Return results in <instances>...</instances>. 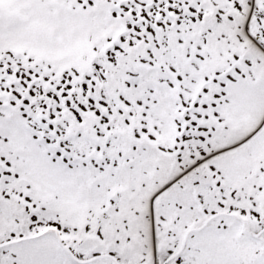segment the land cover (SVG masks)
Here are the masks:
<instances>
[{
	"label": "snow or ice",
	"instance_id": "6c2138e0",
	"mask_svg": "<svg viewBox=\"0 0 264 264\" xmlns=\"http://www.w3.org/2000/svg\"><path fill=\"white\" fill-rule=\"evenodd\" d=\"M0 264H264V0H0Z\"/></svg>",
	"mask_w": 264,
	"mask_h": 264
}]
</instances>
